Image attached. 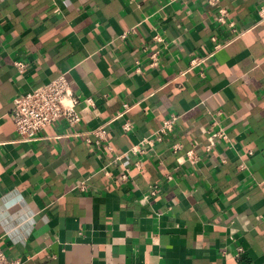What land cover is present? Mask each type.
Instances as JSON below:
<instances>
[{"label": "crops", "instance_id": "crops-1", "mask_svg": "<svg viewBox=\"0 0 264 264\" xmlns=\"http://www.w3.org/2000/svg\"><path fill=\"white\" fill-rule=\"evenodd\" d=\"M262 8L264 0H0L7 257L264 264ZM60 75L80 121L60 118L21 141L13 99ZM171 117L173 130L158 139Z\"/></svg>", "mask_w": 264, "mask_h": 264}, {"label": "built area", "instance_id": "built-area-1", "mask_svg": "<svg viewBox=\"0 0 264 264\" xmlns=\"http://www.w3.org/2000/svg\"><path fill=\"white\" fill-rule=\"evenodd\" d=\"M264 12V8L261 9ZM225 10L221 9L217 19L222 23L226 22ZM215 40V38H214ZM221 44H216L215 48L221 47ZM156 57L152 62V65H156ZM200 59H194L193 64L197 63ZM17 66L22 72L25 68V63L18 62ZM88 102H92V99H87ZM77 100L73 97L69 82L65 75H60L48 83L38 85L37 87L17 95L13 99V111L11 113V119L14 122L15 129L21 141H30L38 137L39 132L46 126L58 121L60 118L70 124L74 125L80 121V114L75 108ZM125 110L130 108L129 104H124ZM122 115V113H119ZM175 117L166 119L157 132L158 139L161 138L167 132L173 130ZM125 129L131 128L130 123L124 126ZM99 144L107 134L105 127H101L97 131ZM222 138L226 137L225 133L219 132L217 136ZM215 136V135H214ZM213 135L209 137V142L206 145L210 150L215 144V137ZM151 138L147 140L151 142ZM189 156L192 155V151L188 152ZM126 178V175H124ZM156 189L151 190V194H155ZM19 260H10L5 251L0 246V264H19Z\"/></svg>", "mask_w": 264, "mask_h": 264}]
</instances>
